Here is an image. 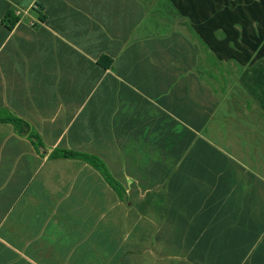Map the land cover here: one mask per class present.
<instances>
[{"label": "crops", "instance_id": "0c3cea01", "mask_svg": "<svg viewBox=\"0 0 264 264\" xmlns=\"http://www.w3.org/2000/svg\"><path fill=\"white\" fill-rule=\"evenodd\" d=\"M185 5L0 0V264H264V39L197 29L264 0Z\"/></svg>", "mask_w": 264, "mask_h": 264}, {"label": "trees", "instance_id": "16d2710c", "mask_svg": "<svg viewBox=\"0 0 264 264\" xmlns=\"http://www.w3.org/2000/svg\"><path fill=\"white\" fill-rule=\"evenodd\" d=\"M171 1L178 7V9L181 11L183 15L186 14L187 8L185 5V0H171ZM242 27H243V40H242L243 47H242V53L240 54L241 55L240 57L236 56L234 52L224 51V49L222 48L224 46V42L229 43V40L218 42L217 39L209 38L206 34H204V30H202L203 29L202 27H197V29L202 39L207 43V45L214 52H216L219 55V57L224 58V59H237L241 63H245L249 60V55H247L249 52V49H251L252 51H255L264 39V22L263 23L258 22V33H257L258 39L256 40H246L245 36H248V29L246 28V24H242ZM244 44L247 47L248 51L244 48ZM5 121L7 123L13 124V126L15 127L19 135L28 136L31 142L38 148L43 146V142L41 141L39 135L36 132L32 131L30 126L23 120L12 117V118L5 119ZM51 157L52 158L63 157V158H74V159L85 160L86 162L94 166L96 169H98L103 174V176L107 179V181L111 185L114 186V188H116L117 190H120L118 188V184L114 182L112 178L110 177L104 164L96 157L79 154L75 152H69V151H57L55 152V154H52Z\"/></svg>", "mask_w": 264, "mask_h": 264}]
</instances>
